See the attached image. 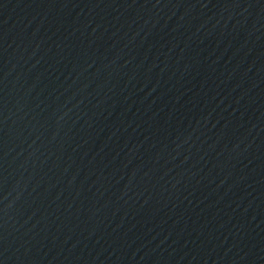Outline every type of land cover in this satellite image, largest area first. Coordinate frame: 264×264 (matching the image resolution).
<instances>
[{"label": "water", "instance_id": "water-1", "mask_svg": "<svg viewBox=\"0 0 264 264\" xmlns=\"http://www.w3.org/2000/svg\"><path fill=\"white\" fill-rule=\"evenodd\" d=\"M0 264H264L195 0H0Z\"/></svg>", "mask_w": 264, "mask_h": 264}]
</instances>
